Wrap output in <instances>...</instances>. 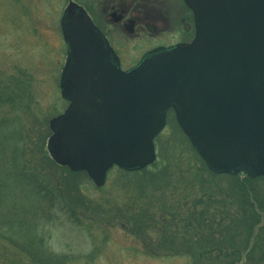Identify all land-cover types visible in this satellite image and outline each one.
Listing matches in <instances>:
<instances>
[{
    "label": "water",
    "instance_id": "obj_1",
    "mask_svg": "<svg viewBox=\"0 0 264 264\" xmlns=\"http://www.w3.org/2000/svg\"><path fill=\"white\" fill-rule=\"evenodd\" d=\"M185 1L195 15L193 40L154 50L128 70L96 58L98 33L69 1L60 89L70 103L49 121L56 162L86 171L97 186L114 165L142 169L157 159L154 140L172 108L210 169L264 175V0Z\"/></svg>",
    "mask_w": 264,
    "mask_h": 264
},
{
    "label": "trees",
    "instance_id": "obj_2",
    "mask_svg": "<svg viewBox=\"0 0 264 264\" xmlns=\"http://www.w3.org/2000/svg\"><path fill=\"white\" fill-rule=\"evenodd\" d=\"M7 88L0 85V106L13 102ZM11 120L0 122V256L23 254L21 264H64L47 253L44 226L62 211L76 215L79 198L65 195L63 171L87 172L50 157L49 126L30 132ZM178 127L181 141H188L183 147L139 170L117 167L123 197L105 202L108 213L120 217L150 255H186L191 264H264V175L213 171Z\"/></svg>",
    "mask_w": 264,
    "mask_h": 264
},
{
    "label": "rangeland",
    "instance_id": "obj_3",
    "mask_svg": "<svg viewBox=\"0 0 264 264\" xmlns=\"http://www.w3.org/2000/svg\"><path fill=\"white\" fill-rule=\"evenodd\" d=\"M69 1L0 0V85L8 86L13 101L0 106V122L9 116L11 121L14 118V126L19 120L18 127L24 124L30 132H35L38 125L46 130L52 115L65 108L59 87L67 55L61 17ZM74 1L89 6L92 14V6L96 9L99 4L97 0ZM49 129L52 132L50 126ZM50 135L45 139L47 151ZM179 135L176 117L169 112L166 127L155 139L158 157L188 143H183ZM120 173L114 166L106 184L97 186L88 174L73 176L63 171L65 195L79 198L76 215L70 218L68 213L59 211L55 221L44 226L47 253L56 255L64 264H191L186 255H150L141 238L120 217L108 213L105 202L115 196L123 197L116 186L122 184L118 180ZM2 243L7 249V244ZM6 251L15 254L13 248ZM4 258H0V264H21L27 256L16 253L13 258Z\"/></svg>",
    "mask_w": 264,
    "mask_h": 264
},
{
    "label": "flooded vegetation",
    "instance_id": "obj_4",
    "mask_svg": "<svg viewBox=\"0 0 264 264\" xmlns=\"http://www.w3.org/2000/svg\"><path fill=\"white\" fill-rule=\"evenodd\" d=\"M96 2L99 3L98 6L96 4V9L93 6L91 8L94 14L90 13L89 6L78 4L88 14L93 29L98 33L93 35L95 40L91 50L105 66L117 60L121 69L128 70L138 65L145 55L154 50L163 51L180 43H189L195 37L194 11L185 0ZM66 54L64 66L68 62V45ZM98 78L99 76L95 75L91 81H97ZM63 99L66 102L65 108L56 111L52 117L63 113L69 105L70 100L64 97Z\"/></svg>",
    "mask_w": 264,
    "mask_h": 264
}]
</instances>
